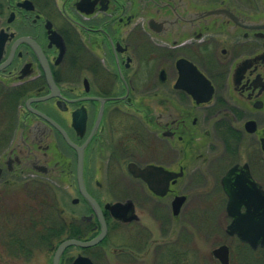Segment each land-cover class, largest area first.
<instances>
[{
    "label": "flooded vegetation",
    "instance_id": "af4514ba",
    "mask_svg": "<svg viewBox=\"0 0 264 264\" xmlns=\"http://www.w3.org/2000/svg\"><path fill=\"white\" fill-rule=\"evenodd\" d=\"M212 8L230 9L241 22L220 11L195 15ZM168 17L159 31L148 26V19ZM262 140L264 0H0V254L24 252L26 259L46 250L44 264H52L61 239L99 231L78 190V153L105 233L89 246H65L57 264L77 254L94 264L102 251H85L113 227L137 221L138 207L150 200L166 204L174 219L187 208L190 226L195 214L204 228L224 222L226 264L241 246L264 250L227 228L237 215L230 212L240 220L264 212ZM136 166L158 184L166 180L165 192H153L132 172ZM194 186L192 202L184 187ZM121 187L123 198L99 195ZM66 188L86 212L71 214L68 226L59 204ZM178 194L184 198L174 213ZM3 195L15 199L8 204ZM125 200L136 218L121 221L104 207ZM187 235L180 247L179 237L158 240L154 257L159 248L163 264H195ZM129 253L122 246L117 256Z\"/></svg>",
    "mask_w": 264,
    "mask_h": 264
},
{
    "label": "rangeland",
    "instance_id": "374dc122",
    "mask_svg": "<svg viewBox=\"0 0 264 264\" xmlns=\"http://www.w3.org/2000/svg\"><path fill=\"white\" fill-rule=\"evenodd\" d=\"M194 188L195 186L189 189L184 187L186 193L189 196V200L192 202H195L193 200H195L197 197L196 189ZM61 190L59 191V193H62L63 198L59 200V204L65 209V211H63L61 215L66 217L68 226L72 217L71 214H85L86 212L82 208L85 206L81 202H71L70 199L77 195L75 190L67 188L65 190ZM122 190V187L119 193L115 192L114 189L112 191L102 190L101 192H99V195L102 200L123 198L125 191ZM11 197L15 196L3 195V200L7 201V203L9 204L11 200L15 199ZM8 198L11 199L9 200ZM186 210L187 208H184L180 216H178L177 219H174L171 218L172 215L170 214L169 208L166 204L160 206L159 203L155 204V201L150 200L141 205V207H138L137 214L139 218L137 221L132 222L126 226L119 225L117 227H113L112 230H110L107 234L104 242L100 243V245L96 248L92 247L87 249L85 252L91 256V254L93 255L94 252L98 249L102 251L101 254L95 257L94 264H163L162 259L157 258L160 254L161 249L158 248V251L156 252L157 256L155 257V253L154 251H152V248L157 245L161 247L158 243V240H161L165 245L166 243L170 244L171 242H177L176 238L179 237L177 246L180 247V242L183 238L181 237L182 234L185 233L187 235L188 233V242L186 240H184V242L186 245L190 244L191 246L196 248L197 251V254L195 256H189L191 262H194L195 264H220L217 258L211 253V249L224 239L223 232H221L222 227H220V225H224V222L221 223L215 221L211 223L210 226L208 225L206 226V228H204L200 222L201 218L197 214H195L191 218L192 224L190 226L188 220L183 217ZM156 215L161 216V218H157ZM198 225H200V227ZM137 228L142 229L143 234H139L138 237L135 238L136 240L129 239L128 237H131L130 235L135 230H137ZM198 228H200V230L202 231L201 234H198ZM215 229H217V231H220L219 234H213ZM62 237L63 235L60 238ZM142 240H144L143 245L146 243V246H144L143 249L139 248L141 247L140 245L142 244ZM26 245L27 243H24L23 247H25ZM122 246L130 249L131 255L129 253L128 255H125V258H123L122 256L121 258L118 257L117 251ZM75 252L76 248H71L69 249L68 254L73 255ZM251 256L253 255H251L250 250L244 246H241V248L238 249L237 255L235 252L232 253L229 258L228 264H264V262H257L256 258L255 260L252 259ZM258 256L259 255H257V257ZM49 258L50 252H47L46 250L35 252L30 255L27 254L26 259L24 257V252L16 254L4 251L0 254V264L1 262H3L2 264H44V262H46ZM182 260V263H187L184 262L186 261L185 258H183ZM166 261H169V259Z\"/></svg>",
    "mask_w": 264,
    "mask_h": 264
},
{
    "label": "water",
    "instance_id": "95a60500",
    "mask_svg": "<svg viewBox=\"0 0 264 264\" xmlns=\"http://www.w3.org/2000/svg\"><path fill=\"white\" fill-rule=\"evenodd\" d=\"M214 12L215 13L219 12V13H222L223 15H226L234 23L241 22L240 18L236 14H234L230 9L228 10L227 8L223 10L219 8H212L209 10L202 9V10L196 11L195 15H203L206 13H214ZM166 22L170 23L171 18L170 17H168L167 19L160 18L158 20L154 18L148 19L147 23H148V26L152 30L159 31L162 25H164V23ZM195 71H196V68H195ZM261 148L264 154V140H262L261 142ZM80 165H81V159H80V154L78 153L77 173H76L78 190L82 194V196L87 200V202L90 204L92 210L95 212L99 220L100 228H99V231L94 236L88 239H78L74 237H66V238L61 239L53 251V254L51 257L52 264H57L58 256L65 246H68V245L89 246V245H92L98 242L104 236V233H105V223H104L102 214L100 212V208L98 204L96 203V201L86 192L82 184ZM132 172L135 175H139L145 178L147 181L148 187L153 192L160 193V194L165 192L166 183H167L166 180H164L162 185L158 184L153 178L145 174V168H139L137 166L132 170ZM170 175H172V173H170ZM183 198H184L183 194L175 195L172 198L171 207L174 213L177 211ZM72 200L74 201L75 199H72ZM104 207L109 210L110 214L114 218H117L121 221L136 218V215L131 212L132 206H131L130 200H125L123 202L121 201H114L111 203L107 202L104 204ZM230 214L240 215L234 212H230ZM237 215H234L233 219L228 223L227 228L228 229L230 228L231 230H235L237 236L241 240L246 241L251 247H256V246L264 247V212L263 211L258 212V215L256 217L249 218V219H242V220L238 219ZM211 253L219 260L221 264H226L227 246L225 244H219L213 247L211 250ZM71 264H92V263L88 256L77 254L76 256L73 257Z\"/></svg>",
    "mask_w": 264,
    "mask_h": 264
},
{
    "label": "trees",
    "instance_id": "16d2710c",
    "mask_svg": "<svg viewBox=\"0 0 264 264\" xmlns=\"http://www.w3.org/2000/svg\"><path fill=\"white\" fill-rule=\"evenodd\" d=\"M68 230V229H67ZM77 231V230H76ZM75 231V232H76ZM72 232V231H71ZM70 234V233H69ZM53 239V237H51V240ZM251 252V258L255 260V258L257 259V262H264V250H250ZM263 252V253H262ZM257 255H259L257 257Z\"/></svg>",
    "mask_w": 264,
    "mask_h": 264
}]
</instances>
